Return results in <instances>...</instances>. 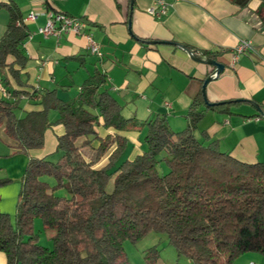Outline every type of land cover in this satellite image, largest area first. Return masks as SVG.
Listing matches in <instances>:
<instances>
[{
	"label": "trees",
	"instance_id": "obj_1",
	"mask_svg": "<svg viewBox=\"0 0 264 264\" xmlns=\"http://www.w3.org/2000/svg\"><path fill=\"white\" fill-rule=\"evenodd\" d=\"M229 1L241 8L250 2ZM261 1L258 14L264 22ZM3 5L9 8L10 20L0 40L1 84L8 95L0 98V124L14 154L44 146L51 110L59 112L58 122L65 126L58 136L56 161L51 154L29 159L15 223L0 212V251L8 264H132L125 242H136L151 231L165 233L178 257L192 264H234L248 252L264 255V163L236 159L206 132L197 137L205 111L218 104L209 102L204 88L189 107V124L181 131L172 130L161 115L142 122L125 118L117 99L101 89L106 82L101 73L89 76L73 101L61 99L56 90L31 94L13 89L11 78L24 85L21 71L28 56L23 44L30 32L18 23V8ZM200 53L201 58L218 56ZM23 96L36 97L41 108L19 116ZM100 117L105 127L116 130H124L130 121L146 126L145 151L120 162L128 140L119 134L101 139L95 129ZM97 139L98 155L117 143L109 164L99 169L82 152ZM11 182L0 177V187ZM37 218L55 231L52 246L39 241ZM160 252L157 246L149 248L146 261L155 264Z\"/></svg>",
	"mask_w": 264,
	"mask_h": 264
},
{
	"label": "crops",
	"instance_id": "obj_2",
	"mask_svg": "<svg viewBox=\"0 0 264 264\" xmlns=\"http://www.w3.org/2000/svg\"><path fill=\"white\" fill-rule=\"evenodd\" d=\"M166 1L167 12L157 16L148 12L157 0H0V40L10 20L9 8L3 4H14L22 18L48 9L84 19L85 32L93 36L101 51V55L92 54L83 34L44 36L39 28L46 25L47 15L40 13L27 23L30 34L23 45L28 62L21 71L24 85L11 78V87L31 94L56 90L61 99L73 101L85 80L101 73L106 76L101 89L117 99L125 118L142 122L161 115L172 130L181 131L189 124L187 112L194 98L216 71L206 61L210 58H201L200 53L212 51L218 54L215 60L225 66L220 76L206 85L207 99L218 104L205 111L196 135L206 132L218 140L223 151L242 162L264 163V22L258 14L262 1L250 0L243 8L229 0ZM242 39L251 40L254 50L235 58ZM7 97L0 77V98ZM25 100L41 108L36 97L23 96ZM225 103L229 104L223 106ZM49 118L45 144L30 150V158L57 155L58 136L65 133V126L58 122V111L51 110ZM95 129L101 139L119 134L128 140L120 162L134 159L146 149L147 127L134 121L124 130H116L105 127L100 117ZM99 146L97 139L82 148L86 159L98 169L109 164L117 143L111 142L100 155ZM22 177L0 187V212L12 215L13 223ZM261 257L248 252L234 264H259L257 261L264 262ZM0 264H8L3 251ZM181 264L192 263L188 259Z\"/></svg>",
	"mask_w": 264,
	"mask_h": 264
},
{
	"label": "rangeland",
	"instance_id": "obj_3",
	"mask_svg": "<svg viewBox=\"0 0 264 264\" xmlns=\"http://www.w3.org/2000/svg\"><path fill=\"white\" fill-rule=\"evenodd\" d=\"M28 104L29 103L27 100L21 102V107L17 109V114L19 116L24 115L25 112L30 109L37 108L36 105ZM11 143V138L6 134L4 126L0 124V155H3V160L0 162V177L21 179V177L24 175L26 165L29 161L28 159H30L31 155L29 154V152L14 154L15 150L11 146ZM58 158V154L51 156V159L54 161H56ZM114 179L115 175H113L109 181V190H112L114 187ZM10 217H12V215H10ZM34 225L36 232L39 234V241L41 242V244L44 246H52L51 237L55 233V231L46 229L43 226V222L40 218L35 219ZM124 246L132 264H150L146 261L145 258L146 251L154 246H157L161 250L160 258L155 264H181V262L188 261L187 258L178 257L177 249L174 246L169 245L168 237L165 233L157 231H151L136 242L127 241L125 242ZM254 253L258 254L260 257H264V255L261 253ZM257 263L264 264V262L260 263L258 261Z\"/></svg>",
	"mask_w": 264,
	"mask_h": 264
},
{
	"label": "built area",
	"instance_id": "obj_4",
	"mask_svg": "<svg viewBox=\"0 0 264 264\" xmlns=\"http://www.w3.org/2000/svg\"><path fill=\"white\" fill-rule=\"evenodd\" d=\"M169 3L166 0H157L156 6L149 8L148 12L152 15L161 16L167 12ZM39 11L30 12L25 18H21L18 23L26 24L30 21H34L40 15ZM47 15V23L45 26L39 28V32L44 36H60L61 34L74 33V34H83L87 40L89 49L94 55H101L98 43L95 41L93 36L85 32L87 26L84 19L68 15L60 11H50L45 9L41 14ZM254 50V44L251 40L242 39L235 50V58H238L241 54ZM216 77V72L212 75Z\"/></svg>",
	"mask_w": 264,
	"mask_h": 264
},
{
	"label": "water",
	"instance_id": "obj_5",
	"mask_svg": "<svg viewBox=\"0 0 264 264\" xmlns=\"http://www.w3.org/2000/svg\"><path fill=\"white\" fill-rule=\"evenodd\" d=\"M184 47V46H183ZM185 49H187V50H189L188 48H186V47H184ZM189 52L191 53V55L194 57V58H197L198 59V57H196L195 55V52H193L192 50H189ZM199 60H201V59H199ZM207 61V63H209V64H211V65H213V66H215L216 67V77H218V76H220V74L223 72V70H224V64H222V63H220V62H218V61H216V60H213V59H207L206 60ZM212 78H214V77H212V76H210L209 78H207V80L205 81V84H204V86H203V88H204V93H205V97H206V85H207V83L212 79ZM207 98V97H206ZM257 106V105H256Z\"/></svg>",
	"mask_w": 264,
	"mask_h": 264
}]
</instances>
